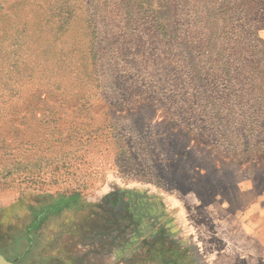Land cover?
Returning <instances> with one entry per match:
<instances>
[{"label": "rangeland", "instance_id": "1", "mask_svg": "<svg viewBox=\"0 0 264 264\" xmlns=\"http://www.w3.org/2000/svg\"><path fill=\"white\" fill-rule=\"evenodd\" d=\"M21 1L17 21L0 16L20 39L0 44V252L244 264L245 212L264 197V0L0 5Z\"/></svg>", "mask_w": 264, "mask_h": 264}, {"label": "crops", "instance_id": "2", "mask_svg": "<svg viewBox=\"0 0 264 264\" xmlns=\"http://www.w3.org/2000/svg\"><path fill=\"white\" fill-rule=\"evenodd\" d=\"M246 228H250L248 233L253 237L246 242L244 247V255L254 259L244 260V264H264V197L254 201V205L248 208L244 216ZM258 250L260 251L259 255ZM255 251V256L251 257V253ZM209 264V263H208Z\"/></svg>", "mask_w": 264, "mask_h": 264}, {"label": "trees", "instance_id": "3", "mask_svg": "<svg viewBox=\"0 0 264 264\" xmlns=\"http://www.w3.org/2000/svg\"><path fill=\"white\" fill-rule=\"evenodd\" d=\"M19 4H25L24 2H18V3H14L12 5H10L7 9L4 5H0V16L2 14H8L9 13V17H12V13H16V21L19 19V17H21L19 11L15 10V7ZM5 10H7L8 12H5ZM66 7L64 5H61L59 8H57L58 14L62 13L64 11V13L66 12ZM71 10V9H70ZM4 11V12H3ZM69 11V10H68ZM71 15V12L69 11V16ZM16 23L10 22V24H7V26H5V30H3V32H5L3 35L0 36V44L2 43V41H6L8 39L11 38V36L13 35H9V31L12 30L15 27ZM3 29V28H2ZM16 28H14L15 30ZM25 31L28 30V27H24ZM17 33V32H16ZM14 37V36H13ZM14 43L13 45H17L18 42L20 41L19 37H14ZM14 65H16V63H14ZM78 198H79V194L78 193H74L71 195H63L59 198V200H56L54 203L49 204L48 207L46 208V211H50L53 213H57L60 212L63 209H69L71 208V206L75 203L78 202ZM46 215V212H38L36 219L34 220V222L32 223L31 228L39 226L40 221L43 219V217ZM31 228L28 229V233L30 234L31 232Z\"/></svg>", "mask_w": 264, "mask_h": 264}, {"label": "flooded vegetation", "instance_id": "4", "mask_svg": "<svg viewBox=\"0 0 264 264\" xmlns=\"http://www.w3.org/2000/svg\"><path fill=\"white\" fill-rule=\"evenodd\" d=\"M114 196H115V194L113 195V197H111V200H117V198L120 200V203L119 204H117V205H115V203H114V205L113 206H117V209L119 210V211H121V210H124V206L122 205L123 204V198H122V195L121 194H119V195H116V197L114 198ZM116 202V201H115ZM144 224H147V222H145Z\"/></svg>", "mask_w": 264, "mask_h": 264}, {"label": "water", "instance_id": "5", "mask_svg": "<svg viewBox=\"0 0 264 264\" xmlns=\"http://www.w3.org/2000/svg\"><path fill=\"white\" fill-rule=\"evenodd\" d=\"M0 264H16L15 261L9 259L4 254L0 252Z\"/></svg>", "mask_w": 264, "mask_h": 264}]
</instances>
